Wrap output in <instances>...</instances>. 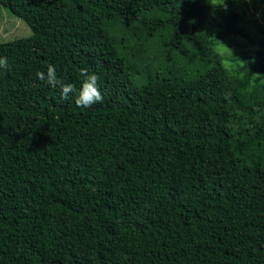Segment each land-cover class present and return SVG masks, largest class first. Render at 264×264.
Here are the masks:
<instances>
[{
    "label": "trees",
    "instance_id": "trees-1",
    "mask_svg": "<svg viewBox=\"0 0 264 264\" xmlns=\"http://www.w3.org/2000/svg\"><path fill=\"white\" fill-rule=\"evenodd\" d=\"M1 7L32 33L0 42V264H264V82L216 60L136 83L124 62L125 35L206 61L215 13L201 0ZM48 64L77 90L79 70L95 72L103 100L63 98L36 77Z\"/></svg>",
    "mask_w": 264,
    "mask_h": 264
},
{
    "label": "rangeland",
    "instance_id": "rangeland-1",
    "mask_svg": "<svg viewBox=\"0 0 264 264\" xmlns=\"http://www.w3.org/2000/svg\"><path fill=\"white\" fill-rule=\"evenodd\" d=\"M221 21L219 29L211 30L206 41L208 58L196 63L188 60L194 51L192 44L181 50L168 51L152 39L125 35V66L133 82L145 81L151 68H164L169 62L182 67L185 75L194 76L216 60L232 77L249 76V86L264 82V71L254 65L264 66V1L255 8L250 0H201ZM216 4V5H215ZM233 15L237 16L234 20ZM229 27V28H228ZM29 26L5 7L0 8V42L31 35ZM206 38V39H205Z\"/></svg>",
    "mask_w": 264,
    "mask_h": 264
},
{
    "label": "clouds",
    "instance_id": "clouds-1",
    "mask_svg": "<svg viewBox=\"0 0 264 264\" xmlns=\"http://www.w3.org/2000/svg\"><path fill=\"white\" fill-rule=\"evenodd\" d=\"M217 4L226 7L225 0ZM8 68V58L0 56V69L6 70ZM36 77L49 87L59 89L63 98H68L70 94L75 93V103L78 107L87 108L103 100L98 84L100 77L87 68H81L79 70L80 87L78 90L74 84L59 77L55 66L52 64H48L44 71H37Z\"/></svg>",
    "mask_w": 264,
    "mask_h": 264
}]
</instances>
